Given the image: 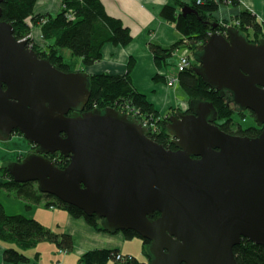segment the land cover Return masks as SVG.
I'll return each mask as SVG.
<instances>
[{
    "label": "water",
    "instance_id": "obj_1",
    "mask_svg": "<svg viewBox=\"0 0 264 264\" xmlns=\"http://www.w3.org/2000/svg\"><path fill=\"white\" fill-rule=\"evenodd\" d=\"M1 12L0 141L18 131L36 146L2 165L16 182L95 214L108 233L134 230L149 241V264H237L242 237L264 247V129L225 133L213 104L192 99L166 120L177 150L166 149L140 119L85 110L90 76L38 57ZM201 50L194 72L264 123V38L250 42L228 25ZM53 152L68 157L63 168L45 156Z\"/></svg>",
    "mask_w": 264,
    "mask_h": 264
},
{
    "label": "trees",
    "instance_id": "obj_2",
    "mask_svg": "<svg viewBox=\"0 0 264 264\" xmlns=\"http://www.w3.org/2000/svg\"><path fill=\"white\" fill-rule=\"evenodd\" d=\"M35 1L2 0L0 3L1 20L9 22L13 26V36L21 39L31 33V29L43 19V22L38 25L41 42H34L32 37H29L28 41L38 57L49 59L51 64L59 70L66 72L77 70L75 62L64 60L60 53L61 48H67L71 55L77 58L80 65L88 66L101 59V50L104 44L114 43L124 47L131 43L133 37L129 28L121 20L111 17L104 10L101 0H59L61 7L54 15L36 11ZM220 1L200 0L197 3V0H192L188 5L194 8L197 13L186 15L178 11L179 8L176 11V7L173 5L164 6L163 18L174 23L176 29L181 31L182 37L168 46L150 42L149 49L153 53L156 64L163 65L180 44L184 45L188 49L187 56L190 63L178 72L177 83L179 89L186 94L187 103L192 99L210 102L215 107L217 114V121L213 123L218 124L221 130L232 135L256 137L259 135L260 129L257 132L254 129L256 126L255 115L249 110L242 111L238 105L233 103L231 92L224 89L222 93L214 87H210L194 72V68L199 66L198 57L202 52V46L208 41L211 33H222L226 26L233 25L250 42L255 43L264 38L263 23L247 9H242L230 21L216 19L213 12L219 7ZM231 2L237 4L236 0H231ZM183 5L182 2L178 3L179 7ZM127 64L128 67L124 74L97 73L89 75L91 94L84 109L112 107L128 112L132 118L140 119L149 129L147 134L149 139L162 144L166 149H174V143L167 132L166 120L172 112L181 111L184 107H170L165 113H159L147 96L132 85L130 71L133 63L128 61ZM158 78L163 80V76L155 75V80ZM234 112L239 113L240 117H243L242 120L248 113L253 118V123L244 127L241 123L235 122ZM14 133L22 135L18 131ZM24 156L23 154L20 157ZM45 156L61 168L68 162V157L59 152L48 153ZM1 189L13 190L28 202L22 205L25 209H22V212L9 214L4 210V205L0 200V240L15 244L13 247L3 249L4 264L28 262L30 258L22 251L34 247L38 241H51L57 250L66 252L73 248L74 240L69 232L54 231L33 216L34 202L38 203L44 200L45 207L67 211L73 218L84 219L92 229L98 232H107L100 226V218L98 219L95 214L87 216L79 207L64 203L47 193H41L35 181L16 182L3 166H0ZM155 214L157 213H153L154 216ZM117 233H121L126 239L140 238L144 260L137 259L128 253H121L116 248H94L79 256V264H107L108 262H111L110 264H149L151 255L147 249L149 241L146 238L140 237L134 230H122ZM233 255H235L237 264H264V247L252 243L246 237H242L238 245L233 247ZM36 256L38 255L36 254ZM117 256L120 258L117 259Z\"/></svg>",
    "mask_w": 264,
    "mask_h": 264
},
{
    "label": "crops",
    "instance_id": "obj_3",
    "mask_svg": "<svg viewBox=\"0 0 264 264\" xmlns=\"http://www.w3.org/2000/svg\"><path fill=\"white\" fill-rule=\"evenodd\" d=\"M178 1L184 3V5H188L192 0H101L104 10H106L111 17L113 16L121 20L131 31L133 38L131 43L124 47L114 43L104 44L101 50V59L91 65H80L77 59L74 60L78 66L77 69L84 70L88 75L97 73H107L110 75L124 74L128 67V61H132L133 66L130 71L132 85L147 96V99L153 103L159 113L163 114L168 111L170 107L175 106H182L185 108L187 106V98L185 99L182 95L180 97L179 94L176 93L177 89L171 84H168L169 79L176 78L178 74L170 73L167 68L168 58L173 55L176 56V60L172 59V62L173 65L177 67L180 54L178 51L182 53L184 51L182 50L184 45L180 44L178 50H176V48V51L174 50V53L165 60L166 63L163 65L156 64L153 53L149 49L150 42L168 46L182 37L181 31L176 29L174 23L162 16L163 7L166 5H173L176 7V11L178 8V11H181L184 5L179 7ZM230 1L231 0L220 1L218 4L219 7L213 12V16H215L216 19L230 21L232 17L242 11V9H247L264 25V0H236L237 4L230 3ZM35 2L36 4L38 3V7L35 8V10L41 13L48 12L54 15V13L57 14V11H59L61 7V2L59 0H36ZM31 35L34 42H41L38 26L34 27ZM157 74L163 76V80L159 78L155 80V75ZM136 79L146 85V87L140 88V86L135 85L134 81H136ZM13 135L19 136L18 134ZM28 149H26V151ZM26 151L21 150L19 155L25 154ZM21 207L22 202L17 204V208L11 209L12 211L7 210L4 205V210L11 214L22 212L23 208L21 209ZM51 210L55 211V208ZM58 210L59 212L62 211L61 209ZM35 213L36 209L35 212L33 211V216L36 219L40 220L43 224L52 226L38 218ZM65 222L66 227L63 226V230L58 227H56V229L71 234L74 240L71 253L74 256L70 255L67 257L65 254L68 253L62 256L59 250H57L56 261L54 263L49 261L50 264H69L68 258L71 256L76 257L75 260L77 262L81 254L94 248H116L121 253L134 255L124 248L126 238L120 233L98 232L87 225L84 219H76L69 215ZM7 246L8 244L6 242L0 240V264H4L2 260V251L7 248ZM35 262L29 259L28 262L19 264H38Z\"/></svg>",
    "mask_w": 264,
    "mask_h": 264
},
{
    "label": "rangeland",
    "instance_id": "obj_4",
    "mask_svg": "<svg viewBox=\"0 0 264 264\" xmlns=\"http://www.w3.org/2000/svg\"><path fill=\"white\" fill-rule=\"evenodd\" d=\"M37 7H38V3L35 4V8H37ZM42 22H43V19H41L37 23L36 26H38L39 23H42ZM36 26H34V27H36ZM34 27L31 29V32L34 29ZM29 35H31V33H28L26 36H29ZM176 50H178V48ZM182 50H184L182 53H181V51H178L180 53L179 58H180L181 54H185L187 56L188 49L184 46ZM60 53L63 55V58L66 62H70V61L75 62L74 60L77 59L75 56L71 55V52L67 48H61ZM172 59L176 60V56L173 55V56L168 58L167 68H168L170 73H172V74L177 73L178 74L179 71H178L177 67L173 65ZM188 61H190V60H188ZM178 62H179V59H178ZM76 66H77V64H76ZM174 79H177V77ZM134 84L140 86V88L146 87V85L139 82L138 79H136V81H134ZM171 85L177 89L176 93L179 94L180 97L182 95V96H184L185 99L187 98L186 94H184L183 91L181 89H179L178 83L176 81L174 82V84H171ZM240 116L241 115L239 113L234 112V121L241 123L244 127L253 123V118L250 115H248V113L245 114L244 120H242L243 117H240ZM29 145L30 144H28L27 140L22 135H19V136L13 135L7 141H0V166L4 165L6 163H9V161L15 160V158L17 156H19L20 151L21 150L26 151V149L29 148ZM0 200L5 205L7 210L17 208L18 203L22 202V205L25 203H28V202H26V199H23L20 196H18L13 190L6 191L5 189L0 190ZM22 208H23V210H25L24 206H22L21 209ZM35 209H36L35 215L38 218H40L42 221L52 225V226H48L52 230L60 231V230H57L56 227H58L61 230L64 229L63 226L66 227L65 220L69 215V213L67 211L62 210L59 212V210H58L59 208H55V211H52L51 210L52 208H47L44 206V200H41L38 203L34 202V209H33L34 212H35ZM59 217H61V218H59ZM125 243L126 244H124V248L126 250H129L130 252H132L134 254L135 258L140 259V260H144L142 242H141L140 238L133 237V239H126ZM7 244H8L7 247L15 246L14 243L13 244L7 243ZM22 252L27 254V256L32 261H34V262L36 261L35 263H38V264H50L49 261L51 263H54L56 261V256L58 253L54 243L51 241H48V240L38 241V243L34 247L26 248ZM59 252H60V255H62V256L65 253H68V254H65V255H67V257L70 255H73L71 253L72 249L69 252H66L63 250H59ZM36 254L38 256H36ZM75 258L76 257H72V256L69 257L68 258L69 264H78L79 263L78 259L76 262ZM110 263L111 262H108L107 264H110Z\"/></svg>",
    "mask_w": 264,
    "mask_h": 264
},
{
    "label": "built area",
    "instance_id": "obj_5",
    "mask_svg": "<svg viewBox=\"0 0 264 264\" xmlns=\"http://www.w3.org/2000/svg\"><path fill=\"white\" fill-rule=\"evenodd\" d=\"M199 1L200 0H197V3ZM29 37H32V35L21 38V40H25L27 42V46L31 47V43H30V41H28ZM188 60H189L188 56H186L185 54H181V56L179 58V62L177 64V69L179 72H180V70H183L185 67H187L189 65L190 61H188ZM175 81L177 82V79L171 78V79H169L168 84H174ZM125 113L129 114L128 112H125ZM119 258H120V256H117V259H119Z\"/></svg>",
    "mask_w": 264,
    "mask_h": 264
},
{
    "label": "flooded vegetation",
    "instance_id": "obj_6",
    "mask_svg": "<svg viewBox=\"0 0 264 264\" xmlns=\"http://www.w3.org/2000/svg\"><path fill=\"white\" fill-rule=\"evenodd\" d=\"M247 38V37H246ZM182 110H184L185 112H189V110H188V105H187V107H185L184 109H182ZM242 111H244L245 112V110H242ZM177 112V110H175L174 112H172L171 114H175ZM170 114V115H171ZM169 115V116H170ZM215 121H217V118L216 119H214V121L213 122H215ZM256 123V122H255ZM146 127V126H145ZM147 128V127H146ZM148 129V128H147ZM255 130H256V132H257V130L258 129H260V131L261 130H263L264 129V123H261V124H259V123H256V126H255V128H254ZM148 133H149V129H148ZM147 133V134H148ZM13 134H15V133H13ZM148 136V135H147ZM170 139H171V141L173 140V138L170 136ZM36 148V146L35 145H32V144H30L29 145V149L26 151V153L27 152H31V150H33V149H35ZM174 150H177V147H176V145L174 144ZM23 155V154H22ZM22 155H19V156H17L16 158H15V160H18V161H20V159L22 158V157H20V156H22ZM48 155V154H47ZM20 157V158H19ZM153 213H157V214H155V216L152 214V216L150 217L151 219H153V218H155L156 216H158L159 215V213L158 212H153ZM122 231V230H121ZM121 231H119V232H121ZM115 233H117V232H115ZM121 234V233H120Z\"/></svg>",
    "mask_w": 264,
    "mask_h": 264
}]
</instances>
